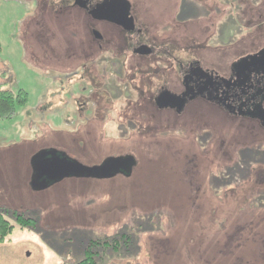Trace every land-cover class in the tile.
<instances>
[{
	"label": "rangeland",
	"instance_id": "rangeland-1",
	"mask_svg": "<svg viewBox=\"0 0 264 264\" xmlns=\"http://www.w3.org/2000/svg\"><path fill=\"white\" fill-rule=\"evenodd\" d=\"M58 1L0 0V88L28 94L26 106L0 118V212L10 210L15 225L14 211L36 222L0 244V264H77L97 240L111 243L91 247L98 264H264V127L204 101L181 116L151 106L131 117L124 72L131 80L134 57L111 54L124 40L112 37L98 54L79 12ZM132 1L151 42L225 77L264 46V0ZM112 73L120 87L108 90L123 92L122 101L108 119L88 116L86 87L104 93ZM95 93L103 114L104 96ZM34 151L88 168L132 156L136 166L129 176H70L34 190L25 181Z\"/></svg>",
	"mask_w": 264,
	"mask_h": 264
},
{
	"label": "flooded vegetation",
	"instance_id": "flooded-vegetation-1",
	"mask_svg": "<svg viewBox=\"0 0 264 264\" xmlns=\"http://www.w3.org/2000/svg\"><path fill=\"white\" fill-rule=\"evenodd\" d=\"M54 4L61 5L62 11L79 12L88 41L101 50L98 54H104V47L110 44L112 37L117 35L124 40L125 49L116 50L111 54L114 60H122L129 54L134 57L131 64L133 71L131 80L127 79L128 68L124 72L125 82L132 84L130 96L123 100L130 103L127 109L131 108L133 113L131 117L144 112L138 107L144 109L151 106L157 111L168 109L181 116L186 114L188 108L194 107L192 104L204 101L216 105L231 116L258 121L264 127V46L234 61L229 68L228 76L225 77L218 71L204 69L202 62L196 58L176 56L168 42L160 44L151 42L153 38L149 25L139 18L132 0H60ZM98 24L102 31L97 29ZM101 58L99 56V59ZM162 63L169 65V67L166 65V68L163 65L162 73L155 74L150 71L153 65L160 66ZM93 65L96 66L95 61ZM99 65H102L101 61ZM100 66L98 67L102 71L100 75H106L107 68ZM164 72H169L168 82L161 79ZM172 74L174 80L171 82ZM109 75L104 79V84L107 85L104 93L94 88L96 84L89 83L85 89L89 91L87 96L89 101L87 105L85 104V110L90 117H97L100 112L108 119L112 110L110 106L122 101L123 92L116 96L108 90V86L120 87L115 84L118 81L116 74ZM95 92H99L100 98L104 96L106 109L103 114L97 105ZM134 94L136 96H133ZM121 109L114 120L121 115ZM131 117L125 116L129 120ZM53 177V169L44 175L39 171L36 175L40 184H43V181L53 184L54 182H50Z\"/></svg>",
	"mask_w": 264,
	"mask_h": 264
},
{
	"label": "water",
	"instance_id": "water-1",
	"mask_svg": "<svg viewBox=\"0 0 264 264\" xmlns=\"http://www.w3.org/2000/svg\"><path fill=\"white\" fill-rule=\"evenodd\" d=\"M135 166L136 160L132 156L109 159L102 166L88 168L65 155H59L57 152H43L42 155H37L33 160L35 169L32 186L34 190H41L50 185L47 181H43V184L38 183L36 175L39 171L44 175L47 174V171L53 169L54 177L50 182H57L70 176L96 178H109L119 174L129 176Z\"/></svg>",
	"mask_w": 264,
	"mask_h": 264
},
{
	"label": "trees",
	"instance_id": "trees-1",
	"mask_svg": "<svg viewBox=\"0 0 264 264\" xmlns=\"http://www.w3.org/2000/svg\"><path fill=\"white\" fill-rule=\"evenodd\" d=\"M28 103V94L25 91H19L14 93L11 90H5L0 88V118L10 119L16 112L18 107H24ZM263 127V126H262ZM264 178V177H263ZM10 210L5 209L0 212V244H5L8 241L10 235H12L16 226L27 229L34 228L36 222L34 219L26 216L23 213L14 211L12 216L15 218L16 225L13 224L8 216ZM116 242V241H115ZM94 245L110 246L111 243L101 241H91L89 247L86 249L85 258L77 264H98L96 259L97 252H94L91 247Z\"/></svg>",
	"mask_w": 264,
	"mask_h": 264
},
{
	"label": "crops",
	"instance_id": "crops-1",
	"mask_svg": "<svg viewBox=\"0 0 264 264\" xmlns=\"http://www.w3.org/2000/svg\"><path fill=\"white\" fill-rule=\"evenodd\" d=\"M33 125V127H34V123L32 124ZM32 127V128H33ZM42 153L43 152H38V151H34V152H32L31 154H30V156H34V155H42ZM30 171V174L28 175V177L26 178V182L28 183V185L29 186H31V188L33 189V186L32 185H30V182H32V180H33V169L31 168V170H29ZM52 185V184H51ZM51 185H49L47 188H44V189H41V190H48L50 187H51ZM27 186V185H26Z\"/></svg>",
	"mask_w": 264,
	"mask_h": 264
}]
</instances>
